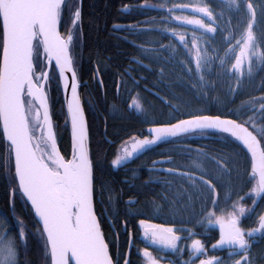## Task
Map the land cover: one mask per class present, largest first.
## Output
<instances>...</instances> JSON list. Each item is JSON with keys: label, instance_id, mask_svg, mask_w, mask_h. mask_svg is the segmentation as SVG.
Listing matches in <instances>:
<instances>
[{"label": "snow or ice", "instance_id": "6c2138e0", "mask_svg": "<svg viewBox=\"0 0 264 264\" xmlns=\"http://www.w3.org/2000/svg\"><path fill=\"white\" fill-rule=\"evenodd\" d=\"M82 2L0 0V130L6 141V154L0 163L8 174L13 207L14 201L21 199L30 205L37 218L34 227L42 242L45 264H131L133 244L127 219L122 225L129 237L126 251L121 250L119 232L111 231L109 239L105 230L106 225L110 229L116 227L117 199L109 185L97 180L98 159L92 154L80 95L81 81L74 49L79 46L82 33ZM189 7L187 3H175L167 11L170 19L202 30L199 35L193 32L189 39L186 32L176 27H165L163 31H170L185 50H194V68L186 66L185 70L189 78L193 73L198 76L201 96H208L217 87L221 72L228 80L235 81L234 85H229L231 93L240 88L245 76L252 78L254 68L264 69V0H225L223 7L229 11L228 17L223 10L216 13L210 3L192 8L199 15H173L174 9ZM233 12L238 33L222 27V24L232 23ZM66 15L68 22L62 30ZM218 33L225 41L223 56L219 55L221 50L212 48L210 43ZM201 42L203 47H200ZM161 47L172 46L161 44ZM210 51L213 54L210 55ZM217 61L219 71L214 67ZM160 71L163 73V68ZM54 80L66 101L71 127L69 153L60 150L54 128L51 97ZM130 106L144 111L138 98H133ZM259 107L264 110V96L259 99ZM173 108L171 118L164 123H154L143 138L132 136L122 142L111 164L121 167L159 143L174 142L172 138L189 133L214 130L234 138L246 150L248 187L245 190L229 180L222 191L218 190L219 183L201 169L199 214L183 200L173 198L169 202L168 211L174 219L186 215L189 219L194 217L195 223L202 227L218 226L219 239L211 245L213 254H209L204 241L196 238L194 228L178 231L174 226L151 223L149 219L139 220L145 246L138 252L146 264H225L214 253L226 247L230 264H256L252 249L257 238L264 240V212L255 211L258 201L264 205V127L257 128L255 123H250L251 117L245 121L227 118L222 113L194 107L192 102H182ZM217 168L218 175L225 172L230 175L226 163L217 161ZM163 171L175 174L177 170L168 167ZM179 175L192 180L189 172ZM185 193L187 189H181L180 195ZM246 197L251 199V207L244 203ZM187 200L191 201L192 196L188 195ZM127 203L131 214L136 202ZM164 208V204H156L153 210L160 214ZM252 215L257 217L256 226L244 227L243 219ZM17 222L20 229L15 239L0 230V264H21L17 240L26 244L28 234L24 221L17 218ZM182 237L190 239V244L186 245L190 248L188 260L172 261L160 255L170 252L182 257L185 252ZM149 246H155L157 255Z\"/></svg>", "mask_w": 264, "mask_h": 264}, {"label": "trees", "instance_id": "16d2710c", "mask_svg": "<svg viewBox=\"0 0 264 264\" xmlns=\"http://www.w3.org/2000/svg\"><path fill=\"white\" fill-rule=\"evenodd\" d=\"M224 2L225 0L82 2V33L79 46L74 49L75 66L82 83L80 95L88 121L92 154L98 159L96 177L98 182H104L111 187L117 199L115 208L118 216L115 218V230L110 229L108 225L105 226V230L109 233V239L111 231L119 232L121 250H126L129 240L122 226L125 219L127 230L129 232L132 230L136 241L141 234L140 219L174 226L178 231L194 228L196 233H208L210 235L205 236L203 241H210L209 244L219 239L217 228L202 227L195 223L194 217L189 219L186 215L174 219L168 211L169 202L176 198L187 202L194 212L199 214L201 169L209 172L213 181L219 183L218 190L222 191L223 185L229 180L247 190L246 169L249 167V156L246 150L234 138L212 130L203 134L189 133L172 139L174 142L161 143L132 158L124 166L114 167L111 164L122 142L130 140L132 136L143 138L147 134V129L154 123L167 122L171 118L173 106H179L182 102H192L194 107L206 108L211 113H222L227 118L245 121L251 117L250 123H255L257 128L264 127V110L259 107V99L264 96V69L254 68L252 78L248 79L245 76L240 88L231 93L229 85H234L235 81L228 80L221 72L217 87L208 96H201L198 76L193 73L189 78L185 70L186 66L194 68V50H185L170 31L165 32L163 29L176 27L177 30L186 32L189 39L193 32L197 35L201 32L177 24L165 11H151L143 6L154 4L169 8L175 3L193 6L210 3L216 13L223 10L225 17H228L229 11L223 7ZM129 4L143 7L125 14L122 9ZM173 13L185 15L180 12ZM154 14L158 18L156 21L152 20ZM67 22L66 15L62 30ZM118 24L134 25L138 29L122 30L115 26ZM140 26L146 28L140 29ZM222 27L239 32L234 12L232 23L222 24ZM210 43L212 48L221 50L219 55L223 56L225 41L219 33ZM161 44L172 47L166 49L161 47ZM203 46L201 42L200 47ZM191 47L190 45L189 48ZM209 54L213 53L210 51ZM135 60L148 68H144ZM214 67L219 71L218 61ZM161 68L164 70L163 73L160 71ZM193 84H197L198 87L192 88ZM61 93L62 90L57 89L54 80L51 92L54 128L60 150L69 153L71 138ZM133 98H138L139 103L143 105V112L130 106ZM5 154L6 141L3 140L0 130V161ZM217 161L228 165L230 175L228 172L218 175ZM196 164L201 167L197 168ZM168 167L175 168L176 173L169 174L163 171ZM180 172L191 173L192 180L180 176ZM207 178L208 176L205 177ZM9 189L8 174L0 163V230L7 231L15 239L20 229L17 218L22 219L28 238L26 244L17 240L21 249V264H45L42 242L34 227L37 220L33 211L30 205L21 199H16L13 207ZM181 189H187L183 196L180 195ZM188 195L192 196L191 201L187 200ZM129 200L136 202L135 210L131 214L128 211ZM105 203H109L107 194ZM244 203L251 207L250 198L246 197ZM156 204L165 205L162 213L154 212ZM255 211L264 212V205L258 201ZM256 219L255 215L250 218L246 216L242 221L243 226L246 228L256 226ZM261 243L260 248L254 246L252 253L256 264H264V240ZM137 264L144 263L140 259Z\"/></svg>", "mask_w": 264, "mask_h": 264}, {"label": "flooded vegetation", "instance_id": "af4514ba", "mask_svg": "<svg viewBox=\"0 0 264 264\" xmlns=\"http://www.w3.org/2000/svg\"><path fill=\"white\" fill-rule=\"evenodd\" d=\"M156 6V7H161V6H159V5H154V4H151L150 6ZM128 7H126V8H124V9H122L123 10V12L125 13V14H129L133 9L134 10H137V8H142L143 6H145V8H146V6L147 5H134V4H129V5H127ZM190 6H192V7H194L193 5H190ZM161 8H164V9H166V10H163V11H165L168 15H169V13H168V11H167V9H168V7H161ZM151 11H156V10H151ZM174 12H177V11H174ZM173 15H175L174 13H173ZM185 15H192V14H187V13H185ZM158 18H157V16L154 14L153 15V17H152V20L153 21H156ZM173 21H175L177 24H180V25H183V26H185V27H188V28H192V29H195V30H197V31H200L201 32V30L200 29H198V28H194L193 26H191V25H186V24H181L179 21H176V20H173ZM117 28H120V29H122V30H125V29H127V28H129V29H138V27H136V26H134V25H129V26H126V25H121V24H118V25H115ZM140 29L142 28V29H144V28H146V27H139ZM81 85H82V83H81ZM115 230V229H114ZM140 231H141V234H140V237L139 238H137V241L135 240V238H134V235H133V232H132V230H131V239H132V241H133V247H132V251H131V257H130V259H131V264H132V262H133V264H137V262L141 259L142 261H143V263L144 264H146V262H145V260H144V258H143V256H142V254L141 253H139L138 252V249H142L144 246H145V242L143 241V232H142V230L140 229ZM210 234H208V233H197V235H196V238L197 239H201L202 241L204 240L203 238L205 237V236H209ZM129 239V238H128ZM263 240H260L259 238H257L256 239V241H255V243H254V246L256 247V246H259L258 248H260L261 247V242H262ZM135 242H137V244L135 243ZM209 242L210 241H208V242H204L205 244H206V246L208 247V249H209V254H213V250L211 249V245L212 244H209ZM190 244V239L189 240H183L182 239V247H185V252H184V254H183V256L182 257H176L175 255H173V254H171L170 252H167V253H160V255H163L166 259H168V260H172V261H177V260H180V259H182V260H188L189 259V255H188V253L190 252V248L189 247H186V245H189ZM254 246H253V249H252V253H253V250H254ZM126 250H127V248H126ZM125 250V251H126ZM149 250L150 251H153V254L154 255H157V252H158V250L157 249H155V246H149ZM122 251H124V250H122ZM215 255H217V256H222V259L225 261V263L226 264H230V258H229V250L228 249H218V250H215V253H214ZM253 255V254H252Z\"/></svg>", "mask_w": 264, "mask_h": 264}, {"label": "water", "instance_id": "95a60500", "mask_svg": "<svg viewBox=\"0 0 264 264\" xmlns=\"http://www.w3.org/2000/svg\"><path fill=\"white\" fill-rule=\"evenodd\" d=\"M146 8L147 9H149V10H166V9H164V8H161V7H156V6H146ZM192 6H190L189 8H186V9H174V11H178V12H182V13H187V14H192V15H199V14H196V13H194L193 12V10H192ZM206 19V18H205ZM135 62L136 63H138V64H140V65H142V66H144V68L146 67V68H148L145 64H143V63H140L139 61H137V60H135ZM62 90V89H61ZM61 94H63V92L61 93ZM63 100H64V103L63 104H65V110H66V114L65 115H67V108H66V101H65V99H64V94H63ZM85 116H86V114H85ZM67 121H68V126H69V131H70V138H71V127H70V121H69V118H68V116H67ZM206 131H211V130H206ZM212 131H214V130H212ZM187 135V134H186ZM172 139H175V138H172ZM58 142V141H57ZM159 144H161V143H159ZM159 144H157V145H159ZM59 145V144H58ZM157 145H154V146H157ZM154 146H152V147H154ZM134 157H136V156H134ZM133 157V158H134ZM34 214V213H33ZM35 219L37 220V218L35 217ZM182 239H183V237H182ZM131 241H132V239H131ZM132 244H133V241H132ZM220 258L222 259V256H220Z\"/></svg>", "mask_w": 264, "mask_h": 264}, {"label": "rangeland", "instance_id": "374dc122", "mask_svg": "<svg viewBox=\"0 0 264 264\" xmlns=\"http://www.w3.org/2000/svg\"><path fill=\"white\" fill-rule=\"evenodd\" d=\"M129 147H130V145H129ZM212 227L217 228L219 230L218 226H212ZM223 249H227V248L225 247Z\"/></svg>", "mask_w": 264, "mask_h": 264}]
</instances>
